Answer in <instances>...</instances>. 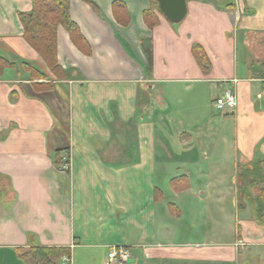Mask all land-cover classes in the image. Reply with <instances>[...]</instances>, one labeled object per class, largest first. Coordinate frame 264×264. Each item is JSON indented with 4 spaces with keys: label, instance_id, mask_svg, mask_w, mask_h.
Listing matches in <instances>:
<instances>
[{
    "label": "crops",
    "instance_id": "1",
    "mask_svg": "<svg viewBox=\"0 0 264 264\" xmlns=\"http://www.w3.org/2000/svg\"><path fill=\"white\" fill-rule=\"evenodd\" d=\"M33 1L0 0V264L39 247L68 248L62 264L113 247L122 264H264L237 177L264 174V0H186L178 24L153 0H64L78 33L56 28L59 75L23 37Z\"/></svg>",
    "mask_w": 264,
    "mask_h": 264
},
{
    "label": "trees",
    "instance_id": "2",
    "mask_svg": "<svg viewBox=\"0 0 264 264\" xmlns=\"http://www.w3.org/2000/svg\"><path fill=\"white\" fill-rule=\"evenodd\" d=\"M148 15L146 19L150 25H153L155 19L152 14ZM149 17H152L151 21ZM19 18L23 26L25 41L40 55L47 67L54 74L59 75L61 70L56 60V28L59 25L63 26L72 37L78 33L77 27L69 18L66 2L64 0H34L31 11L20 13ZM192 53L202 70L206 72L209 62L202 48L197 45L192 49ZM39 76L43 77L42 74ZM57 162H59L58 156ZM237 177L241 207L246 203L251 204L255 218L263 222L264 174L261 162L238 164ZM19 257L25 264H62L63 258L69 260L70 250L68 248H31Z\"/></svg>",
    "mask_w": 264,
    "mask_h": 264
},
{
    "label": "built area",
    "instance_id": "3",
    "mask_svg": "<svg viewBox=\"0 0 264 264\" xmlns=\"http://www.w3.org/2000/svg\"><path fill=\"white\" fill-rule=\"evenodd\" d=\"M258 98H264V83L262 84ZM236 106V94L231 88L224 90L219 96H217L213 101V108L219 113H229ZM63 163L61 170L67 171L69 168L70 160L69 157L63 158ZM130 257V253L127 249L123 247H113L109 250L107 254V259L105 264H122L126 262ZM65 261L67 258H63Z\"/></svg>",
    "mask_w": 264,
    "mask_h": 264
},
{
    "label": "water",
    "instance_id": "4",
    "mask_svg": "<svg viewBox=\"0 0 264 264\" xmlns=\"http://www.w3.org/2000/svg\"><path fill=\"white\" fill-rule=\"evenodd\" d=\"M160 14L170 23L178 24L187 14L186 0H153Z\"/></svg>",
    "mask_w": 264,
    "mask_h": 264
},
{
    "label": "rangeland",
    "instance_id": "5",
    "mask_svg": "<svg viewBox=\"0 0 264 264\" xmlns=\"http://www.w3.org/2000/svg\"><path fill=\"white\" fill-rule=\"evenodd\" d=\"M214 113H216V115H218L216 111H214Z\"/></svg>",
    "mask_w": 264,
    "mask_h": 264
}]
</instances>
